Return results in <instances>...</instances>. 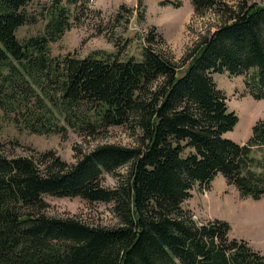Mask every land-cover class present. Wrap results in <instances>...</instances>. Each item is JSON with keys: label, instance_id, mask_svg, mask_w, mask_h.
I'll use <instances>...</instances> for the list:
<instances>
[{"label": "trees", "instance_id": "16d2710c", "mask_svg": "<svg viewBox=\"0 0 264 264\" xmlns=\"http://www.w3.org/2000/svg\"><path fill=\"white\" fill-rule=\"evenodd\" d=\"M30 1L0 0V116L62 138L69 128L90 136L130 124L139 142L74 145L67 162L53 149L14 154L0 140V264H264V254L229 236L227 221L198 222L183 206L194 184L206 190L218 172L242 198L264 197V117L245 142L225 137L238 117L212 78L241 75L264 99V0H191L196 16L211 12L217 21L179 62L151 45L163 42L154 27L142 59L52 55L69 12L52 0L43 32L20 40ZM71 1L79 15L85 3ZM121 9L132 12L121 4L116 20ZM104 173L116 176L114 186ZM45 194L111 203L116 221L48 215Z\"/></svg>", "mask_w": 264, "mask_h": 264}, {"label": "rangeland", "instance_id": "374dc122", "mask_svg": "<svg viewBox=\"0 0 264 264\" xmlns=\"http://www.w3.org/2000/svg\"><path fill=\"white\" fill-rule=\"evenodd\" d=\"M51 1L31 0L26 5L29 20L16 31L20 40L43 32L47 21L45 9ZM163 1L83 0V8L79 15H75V4L71 0H61V5L69 12L71 26L58 40L49 44L50 52L56 56L70 52L78 57L117 53L120 59L130 56L142 59L145 36L154 27L161 34L163 42L156 37L151 45L179 62L201 34L211 27L213 29L217 17L211 12L196 16L191 0H179L178 7ZM121 4L132 8V12L129 14L127 10L121 9L122 15L116 20L114 15ZM212 78L217 87L224 91L228 108L234 110L238 117L233 129L224 136L243 143L251 134L255 120L264 117V99L250 94L241 75L215 72ZM138 138V129L130 124L109 126L103 133L90 136L69 128L67 135L62 138L57 133L45 135L29 132L0 116V140L5 141L6 148L14 154H27L29 147L38 151L53 149L65 161L73 162L74 145L84 151L105 142L136 146ZM13 140L19 144L12 143ZM127 167L125 165L117 172L125 173ZM116 182L114 174H103L105 186H114ZM190 192L191 196L184 200L183 206L190 210L194 220H225L230 225V237L244 239L254 250L264 254V197L256 200L251 197L242 198L236 187L228 184L220 172L213 177L208 189L194 184ZM44 197L48 203L44 211L48 215L75 216L99 225L116 221L111 203L88 202L77 196L45 194Z\"/></svg>", "mask_w": 264, "mask_h": 264}]
</instances>
